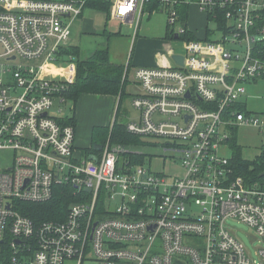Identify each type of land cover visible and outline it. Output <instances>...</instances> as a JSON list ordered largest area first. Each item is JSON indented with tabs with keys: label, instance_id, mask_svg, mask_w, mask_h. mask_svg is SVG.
<instances>
[{
	"label": "built area",
	"instance_id": "1",
	"mask_svg": "<svg viewBox=\"0 0 264 264\" xmlns=\"http://www.w3.org/2000/svg\"><path fill=\"white\" fill-rule=\"evenodd\" d=\"M185 6L213 24L209 39L186 37ZM87 8L135 30L166 14L181 48L169 57L183 64L134 69L137 115L125 129L160 144L182 173L133 163L142 153L109 139L96 160L76 149L57 113L76 74L70 27ZM261 79L264 0H0V264H264V247L251 255L228 223L264 241V176L234 175L229 143L240 125L253 126L264 151V109L248 111L243 99ZM58 185L78 198L64 220L34 223L18 211Z\"/></svg>",
	"mask_w": 264,
	"mask_h": 264
},
{
	"label": "rangeland",
	"instance_id": "2",
	"mask_svg": "<svg viewBox=\"0 0 264 264\" xmlns=\"http://www.w3.org/2000/svg\"><path fill=\"white\" fill-rule=\"evenodd\" d=\"M112 33L111 37L103 34V29ZM213 28V24L208 22L207 25H201L199 15L192 13L190 15L187 27L196 33H200L204 27ZM166 14L156 12L149 18H143L137 35H135V26H126L119 24L108 18L101 12L87 8L83 14L77 18L70 27L69 43L80 49V58H84L93 53L96 49L108 47L110 51L111 62L117 64H126L131 55V66L128 69L127 82L125 85L126 96L123 97L120 106L118 101L115 102L104 97L83 96L75 105L67 101L63 106V111L57 113V105L51 111L58 116H70L75 113L78 129L77 134L80 137V147L90 145L89 129L93 121L100 122L96 125H104V122L111 124L116 111L119 107L117 121L126 122L137 115L136 110L131 105V96L139 91V86L134 83L133 72L139 66H153L157 56L169 57L172 52H180V43L165 37ZM169 31V30H168ZM216 31L213 38L219 36ZM145 61L150 64L145 65ZM246 94L243 99L246 102V109L253 113H261L264 109V79L245 85ZM109 107H111L109 109ZM56 108V109H55ZM236 139L241 145V154L244 159L253 160L259 154L261 144V135L253 126H239L237 128ZM84 144V145H83ZM132 151L140 152L144 155L145 165H150L154 172L165 174H180L181 168L172 161L163 160L164 152L160 144H153L150 139H143L141 143H136ZM228 223L233 226L237 237L243 242L251 255L258 247H264V241H258L252 228L235 219H229ZM71 264V263H70ZM91 264V263H90Z\"/></svg>",
	"mask_w": 264,
	"mask_h": 264
},
{
	"label": "trees",
	"instance_id": "3",
	"mask_svg": "<svg viewBox=\"0 0 264 264\" xmlns=\"http://www.w3.org/2000/svg\"><path fill=\"white\" fill-rule=\"evenodd\" d=\"M189 7H183L182 13L187 14ZM103 34L111 37L112 33H108L103 29ZM189 39H209V30L205 29V36H197L194 32L187 31L185 33ZM166 38H170L168 26L166 29ZM65 53L72 55L76 62V74L72 83L66 85L63 90V95L67 101L73 102V110L78 101L86 95L90 96H110L118 101L120 106L124 96H126L125 85L127 79H123L125 64H117L111 62L110 51L108 47L96 49L89 56L80 58V49L77 46H72L65 50ZM130 63H127V69ZM119 112L116 111V116L113 120L112 127L110 124L93 125L90 131V145L85 147L77 146L75 136V147L80 154L87 156L89 154H98V149H93L102 146L109 139L111 143H119L126 146L141 143L139 137L132 135L125 129V122L117 121ZM60 121L66 125H71L76 134L78 122L75 113L70 116L60 117ZM230 147L232 150L231 163L234 167V175H241L245 178L260 179V173L264 171V151L259 153L253 160H247L242 157L241 145L237 142L236 134L230 139ZM128 154H124L127 156ZM133 163H145L143 154L130 155ZM75 189L70 185H58L55 187L53 197L45 202H18L17 209L24 216L30 218L34 223H39L46 220L62 221L65 219L67 211L71 203L77 201Z\"/></svg>",
	"mask_w": 264,
	"mask_h": 264
},
{
	"label": "crops",
	"instance_id": "4",
	"mask_svg": "<svg viewBox=\"0 0 264 264\" xmlns=\"http://www.w3.org/2000/svg\"><path fill=\"white\" fill-rule=\"evenodd\" d=\"M92 10H93V8H91ZM187 11H189V17H188V20H187V24H188V21H189V18H190V15L192 14V13H195V14H197V15H199L200 16V18H201V25H203V24H207V19H206V16L205 15H203V14H201V13H199L196 9H195V7H189V9L187 10ZM104 14V13H103ZM105 15V14H104ZM107 18H108V20H111V19H109V17L107 16V15H105ZM149 18V17H148ZM114 21H116V20H114ZM117 22V21H116ZM118 24H119V27L121 26V24L119 23V22H117ZM104 28H105V26H104ZM139 28V27H138ZM166 29H167V24H166V28H165V35H166ZM205 29H206V27H204V29L203 30H200V33H196V32H194L193 30V32L197 35V36H200V37H203V36H205ZM138 30V29H137ZM137 30H136V33H135V35H137ZM164 38H166V37H164ZM128 62L130 63V66H131V55L129 56V59H128ZM127 62V63H128ZM127 63L125 64V68H126V66H127ZM145 63V65H148V64H150V62L149 61H145L144 62ZM154 65L153 66H155V65H158V64H160V65H169V64H172V61H171V59H170V57H166V56H157V60H155V62L153 63ZM130 67H128V69H129ZM102 97H104V98H106V99H110V100H113L114 102H115V98H113V97H110V96H102ZM111 107H109V109H110ZM115 118V117H114ZM95 123H98V124H101L100 122H97V121H93L92 122V126L93 125H96ZM106 124H108V122H104V125H106ZM91 126V127H92ZM91 127H90V129H89V140H90V131H91ZM77 129H78V127H77ZM81 142H83V141H81V139H80V137L78 136V134H77V130H76V144H77V146H80L81 145ZM84 145V144H83Z\"/></svg>",
	"mask_w": 264,
	"mask_h": 264
},
{
	"label": "water",
	"instance_id": "5",
	"mask_svg": "<svg viewBox=\"0 0 264 264\" xmlns=\"http://www.w3.org/2000/svg\"><path fill=\"white\" fill-rule=\"evenodd\" d=\"M174 37L176 38L177 35L175 34ZM171 59H173V61L176 64L180 65V66L183 64V57L181 55H172ZM100 148H101V146H99V147H96V145L93 146V149H98L99 150ZM88 159L96 160V157H95V155L90 154V155H88ZM260 176H264V171H262L260 173ZM85 190L88 191V192L90 191V189H88V188H86Z\"/></svg>",
	"mask_w": 264,
	"mask_h": 264
}]
</instances>
